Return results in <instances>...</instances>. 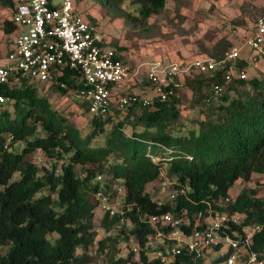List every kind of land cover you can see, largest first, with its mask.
I'll use <instances>...</instances> for the list:
<instances>
[{"label": "trees", "instance_id": "16d2710c", "mask_svg": "<svg viewBox=\"0 0 264 264\" xmlns=\"http://www.w3.org/2000/svg\"><path fill=\"white\" fill-rule=\"evenodd\" d=\"M92 1L107 12H119L125 0ZM165 1L131 0L138 16L125 18L144 26L161 13ZM0 7L10 14L12 0H0ZM1 29L5 34L13 30L9 19ZM230 47L219 39L208 56L218 59ZM235 65L246 68L243 59ZM223 73L185 76L184 82L197 93L195 105L216 102L211 111L206 107L202 112L203 120L184 131L175 88L167 100H153L137 113L128 108L114 123L122 112L113 111L102 120L86 113L89 131L81 136L46 98L37 96L41 87L60 95L71 93L75 84L69 71L61 78L68 90L25 79L1 85L6 102L0 105V264H98L100 257L99 264H157L154 252L173 242L160 243L158 232L165 235L167 230L150 224L149 217H182L185 211L189 225L181 230L188 235L198 228L195 214L204 213L207 206L217 209L235 182L239 190L226 212L239 216L240 226L259 227L250 248L264 260V182H257L258 188L242 187L254 175H264V76L224 83ZM214 84L225 88L213 95ZM7 103L9 109L1 108ZM98 138L102 144L93 145ZM154 148L166 151L156 155ZM161 170L173 189L182 190L174 201L165 196L153 201L146 192L147 186L158 192ZM97 192L117 204V214L109 217L98 210ZM169 264L202 262L182 250Z\"/></svg>", "mask_w": 264, "mask_h": 264}, {"label": "built area", "instance_id": "2783aa9c", "mask_svg": "<svg viewBox=\"0 0 264 264\" xmlns=\"http://www.w3.org/2000/svg\"><path fill=\"white\" fill-rule=\"evenodd\" d=\"M9 21L21 32L13 36L9 48L0 56L3 61L0 63V86L10 79H25L68 90L61 78L64 71H69V79L75 84V88L69 89L74 100L89 116L101 120L113 111L144 109L153 100H167L174 95L179 77L191 72L204 76L224 71V83L232 79L244 80L245 69H239L235 62L243 59L248 68L249 59L264 58V15L255 18L242 40L249 51L247 58H240L239 48L232 45L218 59L203 57L182 66L177 62L163 65L159 61L128 64L116 49L105 47L99 28L75 12L72 0H12ZM232 33L237 34L236 31ZM137 83L143 86L140 94L123 89ZM211 89L213 94L222 90L218 84L212 85ZM4 102L6 99L0 95V105ZM156 160L151 159L152 162ZM100 180V177L96 178V181ZM172 186L173 182L165 171H159L157 190L168 201H174L177 194L182 193ZM117 192L121 193V189L117 188ZM94 198L100 212L109 217L118 213L117 204L110 203L103 193L97 192ZM230 202V198L224 197L216 204L217 209L207 206L204 213L197 212L194 226L198 228L188 235L181 230V226L189 225L185 211H182V217L170 213L149 217L150 224L167 230L165 235L158 232L160 243L162 239L173 242L163 251L154 252L152 256L157 264L171 263L182 250L202 264H264V260L250 248L259 227L240 226V217L226 212ZM234 226L240 227L239 230L232 229ZM132 251L135 252L136 248Z\"/></svg>", "mask_w": 264, "mask_h": 264}, {"label": "rangeland", "instance_id": "374dc122", "mask_svg": "<svg viewBox=\"0 0 264 264\" xmlns=\"http://www.w3.org/2000/svg\"><path fill=\"white\" fill-rule=\"evenodd\" d=\"M72 1L77 14L83 18L93 19L99 28L105 47L116 48L122 59L132 66L152 61H159L163 65L177 62L182 66L195 59L209 57L212 46L219 39H225L231 46L239 48L240 58H247L249 51L243 46L242 40L252 27L255 18L264 14V0H166L161 13L151 16L147 24L141 26L129 22L125 18L126 15L138 16L137 6L132 4L131 0H125L120 6L119 12H107L92 0ZM9 18L10 14L0 7V56L9 48L13 36L21 32L19 28H13L10 33L6 34L2 31L3 20ZM233 31H236L237 34H233ZM248 61L250 66L245 68L247 79L264 76V58L254 57ZM2 62L0 58V63ZM235 75L233 76L235 77ZM184 78L185 76H181L177 80L175 87L177 91L174 95L179 101V122L184 127L183 131L187 128H194V121L203 120L206 113L202 112L206 110V107L211 111L216 102L213 99L210 104L195 105L192 101L197 98V93L193 87H189L184 82ZM142 87L141 83H137L127 92L137 93L143 89ZM224 88L225 85H222V89ZM145 94L148 95L149 92L146 91ZM37 96L46 98L49 107L71 123L81 136L87 134L90 117L84 112L85 110L81 109L71 93L60 95L53 89L41 87ZM4 106L9 109L10 104L7 103L1 108ZM126 112L128 113L129 109ZM132 112L139 111L134 109ZM124 113L125 111L112 122L122 119ZM131 119L132 117L129 118V120ZM124 131L129 134L131 129L126 126ZM92 144L101 145L102 139L98 138ZM153 153L162 155L163 150L154 148ZM32 160L35 159L32 158ZM257 182H264V175H254L249 184H243L242 187L258 188ZM238 183L235 182L228 190V198L234 199L239 190ZM146 192H149L153 201L163 199V195L152 187L147 186ZM261 194L260 190L258 196ZM99 215L100 213L97 211L94 224H97ZM100 262H102V257L98 264Z\"/></svg>", "mask_w": 264, "mask_h": 264}, {"label": "crops", "instance_id": "0c3cea01", "mask_svg": "<svg viewBox=\"0 0 264 264\" xmlns=\"http://www.w3.org/2000/svg\"><path fill=\"white\" fill-rule=\"evenodd\" d=\"M11 40H12V39H11ZM121 58H122V57H121ZM131 87H134V85L124 86L123 89H125V90L127 91V90L130 89ZM119 89H120V88H119ZM141 92H143V90L138 91L136 94H140Z\"/></svg>", "mask_w": 264, "mask_h": 264}]
</instances>
